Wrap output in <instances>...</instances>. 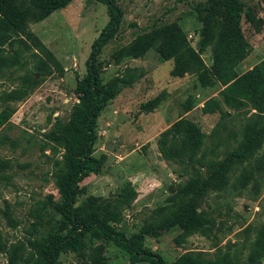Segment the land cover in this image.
Masks as SVG:
<instances>
[{"label":"rangeland","instance_id":"374dc122","mask_svg":"<svg viewBox=\"0 0 264 264\" xmlns=\"http://www.w3.org/2000/svg\"><path fill=\"white\" fill-rule=\"evenodd\" d=\"M199 1L117 0L121 23L99 56L102 82L115 83L118 89L96 122L93 155L105 156L103 166L81 182L78 204L90 195L101 197L110 206L117 204L121 218L117 228L127 235L151 227L155 220L178 210L192 195L184 188L196 175L205 174L198 162L184 164L163 157L158 140L165 129L180 118L198 123L205 137L197 157L207 161L224 157L256 112L251 105L232 109L222 104L221 110L204 114L201 107L210 97L218 96L223 88L220 82L202 86L195 73L172 76L173 60H160L154 47L140 57L124 55L122 47L130 41L172 22L183 27L190 45L197 49L201 23L194 6ZM245 1L261 23L256 28L242 16L249 52L237 65L238 73L264 59V6L260 0ZM108 18L103 3L72 0L30 24V30L52 53L51 60L42 53L38 55L35 48L24 49L18 44L16 55L9 49L5 54L10 65L0 77V112L13 110L0 125V158L10 163L6 170L10 178L0 185V239L6 248L27 245V239L44 231L48 218L55 216L54 205L61 200L57 179L64 167L65 149L50 139V133L57 123L69 120L72 106L79 101L76 86L86 73L91 44ZM200 56L207 67L211 66L212 46ZM38 62L47 68L46 73L35 75L26 96L11 100L7 94L27 85L25 77L35 73ZM155 99L158 103L147 110ZM108 143H113L110 150L106 149ZM262 153L264 145L259 155ZM243 170L240 166L233 169L227 187L193 195L197 211L209 222L190 232L175 225L156 230V235H145L144 245L168 262L183 253L212 261L227 253L235 264H248L247 255L264 222V173L257 186L250 181L234 189L235 179ZM124 191L130 196L119 203L117 198ZM43 207L42 218L38 219L34 214ZM40 220L44 225H39ZM100 246L108 264H139L114 243L89 235L80 256L63 253L58 264H79L81 258L89 259ZM0 264H11L6 251H0Z\"/></svg>","mask_w":264,"mask_h":264},{"label":"trees","instance_id":"16d2710c","mask_svg":"<svg viewBox=\"0 0 264 264\" xmlns=\"http://www.w3.org/2000/svg\"><path fill=\"white\" fill-rule=\"evenodd\" d=\"M72 0H0V77L10 65L6 58L7 50L18 53L15 46L24 49L35 48L48 60L52 53L30 30V24L43 20L57 9L64 8ZM103 3L108 12V21L91 44L86 59V73L78 82L75 92L79 101L72 106L70 118L66 123H57L50 133V139L65 149L64 167L58 174L60 202L54 205L55 216L48 218V227L27 239V245L20 243L6 248L0 239V251H6L11 264H58L63 253L72 252L80 256L86 236L92 239H104L119 246L129 254L130 260L139 264H235L227 253L217 255L212 261L192 253H183L168 262L161 254L144 245L145 235H156V230L177 226L190 232L203 226L209 219L203 218L197 211L194 201L205 191L227 187L231 172L240 166L244 170L235 179L234 189L245 187L250 181L257 186L258 179L264 173V154L259 152L264 145V59L243 73H238L237 65L246 58L249 43L243 34L241 19L259 28L261 19L245 0H201L194 6V12L201 23L197 49L187 40V32L175 22L165 23L150 34L139 36L122 47L125 56L140 57L154 47L160 60L172 59L170 74L180 77L186 73H195L202 86L220 82L223 88L218 96L207 99L201 107L204 114L221 110L222 104L240 109L251 105L255 113L241 131L236 144L224 157L201 160L197 157L205 133L195 121L180 118L165 129L159 137V149L163 157L184 164L198 162L205 168V174L196 175L184 189L190 198L176 211L154 221L151 227H142L137 233L127 235L117 228L121 221L118 205L110 206L98 196L90 195L78 204L81 182L92 173H98L105 156L93 155L97 139L96 122L99 114L117 93L115 83L104 84L100 75V53L117 33L122 10L117 0H96ZM264 6V0H260ZM212 46L213 63L207 67L200 53ZM35 54L39 59L40 57ZM45 63V62H44ZM36 71L27 75V85L14 89L7 94L11 100H20L26 96L35 75L46 73L40 62ZM158 99L150 101L147 110H151ZM13 110L0 112V125L9 118ZM10 163L0 158V185L7 182L10 175L6 170ZM130 192L124 191L119 203L126 202ZM41 208L34 216L42 218ZM8 216V212L4 211ZM41 216V217H40ZM116 223V224H114ZM39 225H44L40 220ZM34 231H37L34 227ZM38 232V231H37ZM28 246V247H27ZM10 249V250H9ZM98 247L89 258H81L79 264H108ZM248 264H264V222L261 224L254 245L247 255Z\"/></svg>","mask_w":264,"mask_h":264},{"label":"water","instance_id":"95a60500","mask_svg":"<svg viewBox=\"0 0 264 264\" xmlns=\"http://www.w3.org/2000/svg\"><path fill=\"white\" fill-rule=\"evenodd\" d=\"M113 148V143H108L107 145H106V149L107 150H110V149H112Z\"/></svg>","mask_w":264,"mask_h":264}]
</instances>
